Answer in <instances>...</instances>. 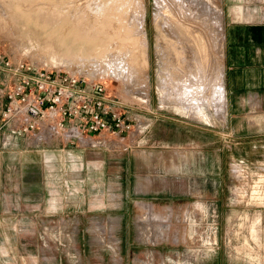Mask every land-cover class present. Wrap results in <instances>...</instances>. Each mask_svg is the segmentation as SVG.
Masks as SVG:
<instances>
[{"label": "rangeland", "instance_id": "obj_1", "mask_svg": "<svg viewBox=\"0 0 264 264\" xmlns=\"http://www.w3.org/2000/svg\"><path fill=\"white\" fill-rule=\"evenodd\" d=\"M92 1L58 0L57 8L55 0H0L2 60L103 82L138 123L101 148L62 138L28 156L1 150L0 264H264V117L226 114L222 16L200 0H110L132 9L144 28V67L123 59L113 19L90 29ZM212 2L232 12L253 6ZM178 21L205 30L216 52L215 80L183 83L185 101L204 117L159 94L167 83L160 31ZM115 55L122 59L112 61ZM0 80L4 91L5 71ZM139 183L148 195L139 194Z\"/></svg>", "mask_w": 264, "mask_h": 264}, {"label": "built area", "instance_id": "obj_2", "mask_svg": "<svg viewBox=\"0 0 264 264\" xmlns=\"http://www.w3.org/2000/svg\"><path fill=\"white\" fill-rule=\"evenodd\" d=\"M0 60V70L7 74L0 90L2 144L14 135L38 141L44 127L47 137L57 133L70 145L101 148L138 129L123 114L124 103L110 96L103 82Z\"/></svg>", "mask_w": 264, "mask_h": 264}, {"label": "bare ground", "instance_id": "obj_3", "mask_svg": "<svg viewBox=\"0 0 264 264\" xmlns=\"http://www.w3.org/2000/svg\"><path fill=\"white\" fill-rule=\"evenodd\" d=\"M56 1L58 0H55V2ZM96 1L97 0H94L90 3V9L92 11V14H94L93 17L96 18V20L97 18L101 20L94 22L95 20L93 18V22L89 23L90 29H93L96 32L98 30H102V18L113 19L115 27L118 30L120 29L119 31L121 32V34H123L122 38L125 40V42H123V46L120 48V54H122V51L125 50L123 54V59L126 58V55H128L129 60L133 61L135 65L137 64L138 66V64L144 62V67H146L148 45L147 39L145 37V30L142 25H137V23L135 22L136 18L134 11L132 9H126V7H121L120 5H117L113 2L111 3V1L113 0H108V3H97ZM24 2L25 1H23V3ZM37 3L39 4L40 2ZM56 4L58 5H56V7L60 8L57 2ZM199 4L206 12L212 14L216 12V16L218 18H221V9L216 7L212 0H200ZM16 5L17 9L21 10L22 13H26L24 11L26 5H23L21 2L20 4L17 3ZM64 7L72 9V5H67ZM166 9H164V13H166ZM72 13H74V11ZM70 18L71 17H65L64 19L62 18L63 20L61 19L59 25H65L66 22H68L67 20H69ZM141 21H143V17H141ZM171 23L172 24L168 25L167 28H162V31H160L161 35L164 37V44L162 45V50L164 59H166L167 61V83L160 88L159 94L161 96L164 94V96H166V98L168 99L174 97L176 104L179 106H176L177 109L180 108L181 111L188 110L190 113L192 112L199 117H204L205 114L199 105H196L195 103H190L189 101H185L184 96L187 95L188 88H186L184 84L186 82H193L203 78L208 80L209 82L216 79V75L213 72L214 69L211 68L213 57H216V52L212 51L213 48L210 45L212 43V40L209 39V42L206 41L207 38L205 39L204 36L207 32H205V30L202 31L198 27L194 28L192 25L188 26L182 22H179V25H177L175 22ZM93 39L94 38H92V40ZM110 59L112 61H119L122 59V57L120 58L118 55H115L114 57H110ZM216 81L217 84L222 82L220 79L219 81ZM217 90L218 89L216 88V86L212 90V92L214 91L215 94L213 97V99L215 100ZM136 97L142 101H147V97L140 91L136 92ZM159 102L160 105H164V98H160ZM222 104L224 105V99ZM140 206L144 207V204H140Z\"/></svg>", "mask_w": 264, "mask_h": 264}, {"label": "crops", "instance_id": "obj_4", "mask_svg": "<svg viewBox=\"0 0 264 264\" xmlns=\"http://www.w3.org/2000/svg\"><path fill=\"white\" fill-rule=\"evenodd\" d=\"M231 1L235 0H227L228 3H232ZM245 1L253 6L242 12L239 10L240 7L233 8V12L231 7L229 10L220 8L224 51L223 83L226 114L236 119L244 110V115L254 121L255 117H264V0H256L257 3L252 0ZM38 134L42 136L38 141L26 136L14 135L8 138L7 144H2L4 134L1 133L0 152L2 149L9 152L21 151L28 156L32 152L40 153L44 146L62 139L57 133L47 137L44 127L38 131ZM64 142L67 144L66 141ZM138 154L136 159L141 163V152ZM137 187L140 195L142 193L148 195L147 190L142 189L140 183Z\"/></svg>", "mask_w": 264, "mask_h": 264}]
</instances>
